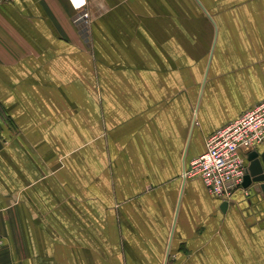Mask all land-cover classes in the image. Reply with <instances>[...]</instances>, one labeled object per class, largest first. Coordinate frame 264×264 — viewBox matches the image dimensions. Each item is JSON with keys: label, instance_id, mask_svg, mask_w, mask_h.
Listing matches in <instances>:
<instances>
[{"label": "crops", "instance_id": "crops-1", "mask_svg": "<svg viewBox=\"0 0 264 264\" xmlns=\"http://www.w3.org/2000/svg\"><path fill=\"white\" fill-rule=\"evenodd\" d=\"M85 8L76 20L69 0H0V264H146L160 245L158 264H264L262 192L238 189L222 209L183 175L208 135L264 99V0ZM79 224L88 246L64 247ZM107 229L129 230L130 253L96 249Z\"/></svg>", "mask_w": 264, "mask_h": 264}, {"label": "built area", "instance_id": "built-area-1", "mask_svg": "<svg viewBox=\"0 0 264 264\" xmlns=\"http://www.w3.org/2000/svg\"><path fill=\"white\" fill-rule=\"evenodd\" d=\"M69 1L79 11L76 20L91 17L85 8L86 0H81L79 4L75 0ZM262 147L264 99L208 135L205 150L190 160L183 175L200 179L210 194L228 200L238 189H247L242 187L246 156ZM2 245L3 236L0 233V247Z\"/></svg>", "mask_w": 264, "mask_h": 264}, {"label": "rangeland", "instance_id": "rangeland-1", "mask_svg": "<svg viewBox=\"0 0 264 264\" xmlns=\"http://www.w3.org/2000/svg\"><path fill=\"white\" fill-rule=\"evenodd\" d=\"M185 8H188L190 11L193 12V9L191 8V6H187L185 5ZM192 83H194V81L192 80ZM196 83H194L193 86H191V93H190V99H191V105L193 106V102H194V99H195V89L197 88L195 85ZM196 87V88H195ZM6 118V115L4 113V111H1L0 110V120L4 121ZM97 138V137H96ZM94 149H95V155H96V158L95 160L93 161V165L95 167V170L98 172H100L101 168L103 167V161H102V147L99 143H97V141L94 139ZM65 163V162H64ZM96 172V179L99 177L100 173H97ZM98 176V177H97ZM178 178H179V173L177 171V173H175L173 176H169L168 177V181L165 182V184L167 185L166 186V189H165V194H164V197L165 199L167 198V194H172L174 192V189H175V185L177 184L178 182ZM254 191V190H253ZM244 192V191H243ZM251 192V191H250ZM245 193V192H244ZM248 193H245L244 195L246 196ZM253 194V193H252ZM168 200H170V198H167ZM258 203L255 204L256 207H259L261 206L262 208L260 209H263L264 207V199H262V197H257L255 199ZM258 209V208H257ZM163 218L165 219V216H163ZM163 219V220H164ZM96 226H98V222H96ZM81 224H79V229H77L75 226H73V229H72V232H70L68 234V236H70L69 239H63V245L64 247H72L74 249H78V250H81V249H85L88 245L87 243V239H83L81 238V234H84L85 233H82V229H81ZM108 230V229H107ZM116 232V231H115ZM113 233L112 235L110 234L109 230L108 232H104V234L101 232V233H95V237H94V240L93 242L95 243V247L96 249L98 248H105L107 250H112V249H118V248H121V247H124L128 250V253H130L129 251V248H131L134 244H133V241L130 239L128 233H129V230H127L124 234H118V232L116 233ZM65 236V235H64ZM71 237L73 239H71ZM89 242H92V240ZM161 247H163L162 245H160ZM142 247V246H141ZM161 247L157 248L155 250V252L153 251V255L151 257H144V262L146 264H158V261H159V258H160V249H162ZM143 248V247H142ZM32 251H34L33 247H32ZM108 251V253H109ZM34 253V252H33ZM80 253V251H79ZM111 253V252H110ZM108 254L107 256H94V264H114L117 259V257H115L114 255H111V254ZM38 255V252L35 253V256ZM78 258H79V261L82 263V264H86L87 262V257H85L84 255H78ZM124 258V256H120V259L122 260ZM125 258L127 259V262L128 264H130V260H132V258H134L132 256H125ZM136 258V257H135ZM134 258V260H135ZM91 259V258H90ZM104 261H103V260Z\"/></svg>", "mask_w": 264, "mask_h": 264}, {"label": "water", "instance_id": "water-1", "mask_svg": "<svg viewBox=\"0 0 264 264\" xmlns=\"http://www.w3.org/2000/svg\"><path fill=\"white\" fill-rule=\"evenodd\" d=\"M245 175L242 187L252 188L254 191H261L264 195V147L254 149L246 156ZM227 201L221 203V208L225 209Z\"/></svg>", "mask_w": 264, "mask_h": 264}, {"label": "bare ground", "instance_id": "bare-ground-1", "mask_svg": "<svg viewBox=\"0 0 264 264\" xmlns=\"http://www.w3.org/2000/svg\"><path fill=\"white\" fill-rule=\"evenodd\" d=\"M76 1V4H79L81 2V0H75Z\"/></svg>", "mask_w": 264, "mask_h": 264}]
</instances>
